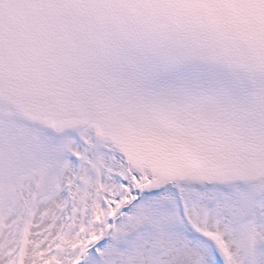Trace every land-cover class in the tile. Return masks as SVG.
<instances>
[{"label": "snow or ice", "instance_id": "obj_1", "mask_svg": "<svg viewBox=\"0 0 264 264\" xmlns=\"http://www.w3.org/2000/svg\"><path fill=\"white\" fill-rule=\"evenodd\" d=\"M0 264H264V0H0Z\"/></svg>", "mask_w": 264, "mask_h": 264}]
</instances>
